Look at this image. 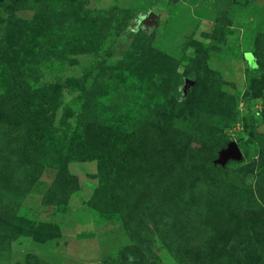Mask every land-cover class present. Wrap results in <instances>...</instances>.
Returning a JSON list of instances; mask_svg holds the SVG:
<instances>
[{
  "label": "rangeland",
  "instance_id": "obj_1",
  "mask_svg": "<svg viewBox=\"0 0 264 264\" xmlns=\"http://www.w3.org/2000/svg\"><path fill=\"white\" fill-rule=\"evenodd\" d=\"M0 264H264V0H0Z\"/></svg>",
  "mask_w": 264,
  "mask_h": 264
},
{
  "label": "water",
  "instance_id": "obj_2",
  "mask_svg": "<svg viewBox=\"0 0 264 264\" xmlns=\"http://www.w3.org/2000/svg\"><path fill=\"white\" fill-rule=\"evenodd\" d=\"M242 158V149L236 141L228 143L227 147L219 151L217 162L224 165L229 160H239Z\"/></svg>",
  "mask_w": 264,
  "mask_h": 264
},
{
  "label": "trees",
  "instance_id": "obj_3",
  "mask_svg": "<svg viewBox=\"0 0 264 264\" xmlns=\"http://www.w3.org/2000/svg\"><path fill=\"white\" fill-rule=\"evenodd\" d=\"M14 8V7H13ZM12 11V9H11ZM12 15H15V13L12 11ZM224 27V26H223ZM227 25H225V32H227ZM179 95H180V92L178 91ZM15 96H18V93L15 94ZM250 100V97L248 96L247 99H246V102ZM25 104V103H24ZM254 125H255V118H254V115L253 113L251 112V110L248 108V111L246 113V116H245V129L247 132H250L253 130L254 128ZM246 140L244 139L243 141H241L239 143V146L242 150H245L246 149Z\"/></svg>",
  "mask_w": 264,
  "mask_h": 264
}]
</instances>
